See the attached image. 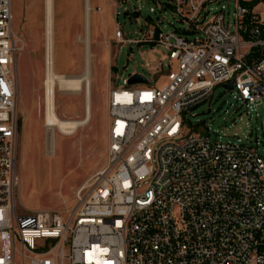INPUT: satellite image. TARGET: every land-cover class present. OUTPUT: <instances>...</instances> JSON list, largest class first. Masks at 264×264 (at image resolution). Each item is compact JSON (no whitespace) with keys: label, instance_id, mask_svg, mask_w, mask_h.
I'll return each instance as SVG.
<instances>
[{"label":"built area","instance_id":"2783aa9c","mask_svg":"<svg viewBox=\"0 0 264 264\" xmlns=\"http://www.w3.org/2000/svg\"><path fill=\"white\" fill-rule=\"evenodd\" d=\"M230 1L231 22L224 5L209 17L210 5ZM141 8L126 12L140 19ZM166 10L182 29L163 24ZM149 13L142 38L127 40L114 10L113 37L167 51L175 67L166 83L110 87L104 166L64 211L20 214L16 64L24 42L11 0H0V264H264V133L223 140L189 121L198 107L209 114L215 89L231 82L224 90L258 117L264 0H165Z\"/></svg>","mask_w":264,"mask_h":264},{"label":"rangeland","instance_id":"374dc122","mask_svg":"<svg viewBox=\"0 0 264 264\" xmlns=\"http://www.w3.org/2000/svg\"><path fill=\"white\" fill-rule=\"evenodd\" d=\"M165 0H139L140 19L125 17L126 10L139 6L138 0H118L117 8L111 0H89L90 108L86 124L74 136L66 137L55 130L53 157L44 153V0H11L12 27L24 42L17 58L16 82L18 90L19 132L17 174L19 177L18 213L36 211H64L73 204L76 189L99 171L105 162L108 90L125 88L124 82L132 74L143 75L154 87L166 83V74L174 69L168 53L158 45L118 44L114 39V10L119 13L117 24L124 39H141L144 20L150 8ZM225 6L227 21L231 22L234 3L210 5L209 17ZM96 9L102 10V12ZM157 14V11H156ZM162 22L183 28L171 11L162 14ZM86 22L85 0H53V71L65 78L80 77L84 73L86 46L79 42ZM84 91L79 93L54 89L55 111L59 119L82 120L85 113ZM210 113L207 106L193 110L190 123L200 122L209 128L212 137L225 134L223 140L254 139L264 133V105L255 113L245 108L222 86L215 89Z\"/></svg>","mask_w":264,"mask_h":264},{"label":"bare ground","instance_id":"6f19581e","mask_svg":"<svg viewBox=\"0 0 264 264\" xmlns=\"http://www.w3.org/2000/svg\"><path fill=\"white\" fill-rule=\"evenodd\" d=\"M90 9L89 0H85V12H86V22H85V45L86 51L84 55L85 67L84 73L80 77L74 78H65L62 76H58L53 71V63H52V50H53V0H44V47H45V114H44V128L48 127L50 137L47 141V147L45 149L44 145V153L46 157H53L55 152V130L59 132V134L71 137L74 136L80 127L84 126L89 117V108H90V54L88 52L89 45V19L88 13ZM99 12H102L100 9H96ZM88 22V24H87ZM20 55V54H19ZM59 87L60 91L65 92H74L79 93L81 90L84 91V99H85V117L82 120H63L59 119L56 115L55 111V100L54 94L52 93L53 87ZM18 95V90H17ZM45 131V129H44ZM49 151V152H48ZM48 152V153H47ZM20 182V181H19Z\"/></svg>","mask_w":264,"mask_h":264},{"label":"water","instance_id":"95a60500","mask_svg":"<svg viewBox=\"0 0 264 264\" xmlns=\"http://www.w3.org/2000/svg\"><path fill=\"white\" fill-rule=\"evenodd\" d=\"M125 17H129L132 19H137L138 18V14L137 13H129V12H125L123 14ZM148 81L147 79L140 74H132L128 77L127 79V85L128 86H134V85H147ZM225 89H232L233 88V83L231 82L228 85L224 86Z\"/></svg>","mask_w":264,"mask_h":264},{"label":"crops","instance_id":"0c3cea01","mask_svg":"<svg viewBox=\"0 0 264 264\" xmlns=\"http://www.w3.org/2000/svg\"><path fill=\"white\" fill-rule=\"evenodd\" d=\"M87 21V20H86ZM87 24H88V22H87Z\"/></svg>","mask_w":264,"mask_h":264}]
</instances>
